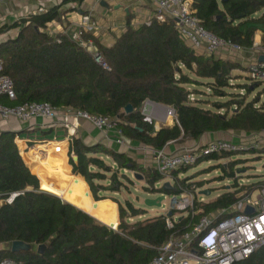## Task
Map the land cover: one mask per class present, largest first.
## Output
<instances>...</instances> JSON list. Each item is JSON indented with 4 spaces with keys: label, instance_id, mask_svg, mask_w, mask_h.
<instances>
[{
    "label": "trees",
    "instance_id": "trees-1",
    "mask_svg": "<svg viewBox=\"0 0 264 264\" xmlns=\"http://www.w3.org/2000/svg\"><path fill=\"white\" fill-rule=\"evenodd\" d=\"M85 1L63 0L44 14L29 15L0 28V37L18 31L16 38L0 44L3 74L12 79L17 99L0 98V105L14 107L48 103L57 110L118 119L116 125L126 138L152 149H164L172 142L199 140L208 133L264 131L263 94L248 100L264 82L249 76L251 83L238 87L244 94L228 93L226 90L233 87V72L247 70L250 73V69L196 53L181 38L172 20L155 18L150 26L141 25L135 29L129 16L126 32L109 49L87 34L86 39L94 40L99 46L111 71L96 63L68 36L48 33L49 24L61 21L63 6L82 5ZM191 1L201 25L218 38L246 50L253 48L258 32L263 33L264 41V0ZM189 85L208 86L215 97L227 101L214 102L212 109H205L199 105L200 101L191 103ZM146 101L172 108L177 122L156 132L154 123H147L141 113ZM129 105L134 112L126 115L124 110ZM16 138L15 133L0 134V198L4 201L0 207V263L11 259L20 264H148L158 256L159 248L171 236L189 230L192 221L188 218L181 219L173 231L167 229L164 216L133 222L135 218L146 216L147 211L135 207L130 201L122 204L104 196L129 189L133 182L125 172L143 176L147 185L144 189L150 194L178 196L181 193L178 185L194 186L195 193L203 188L200 182L179 179V175L189 168L165 178L156 171L147 173L125 154L101 145L89 147L74 138L70 165L73 173L87 182L98 202L94 203L86 185L79 181L75 186V189L79 187L78 191L74 189L71 194L52 186L49 179H42L40 186L39 179L25 164L15 143ZM237 153L228 155L231 157ZM72 155L78 160L75 161ZM23 157L29 163V158ZM230 157L214 154L199 162L222 161ZM231 164L236 166L238 163L230 162L226 167L228 170L221 167L226 177L235 180L231 187L233 191L199 205L204 215L230 210L242 198L264 188L262 179L249 187L240 185L238 176L230 170ZM167 180L172 181V189H165ZM162 182H165L163 186L157 188ZM41 187L77 205L94 218L91 212H96L105 225L59 197L42 191ZM13 195L17 197L9 204L7 200ZM108 199L119 206L117 230L106 226L118 225L115 203L103 201ZM14 242L25 243L31 249L14 253ZM40 246H46L42 255L38 254ZM238 264H264V247Z\"/></svg>",
    "mask_w": 264,
    "mask_h": 264
},
{
    "label": "built area",
    "instance_id": "built-area-1",
    "mask_svg": "<svg viewBox=\"0 0 264 264\" xmlns=\"http://www.w3.org/2000/svg\"><path fill=\"white\" fill-rule=\"evenodd\" d=\"M8 1L10 0H0V5ZM28 1L37 3L36 9L30 15H40L48 11V5L62 0ZM22 18L16 17V22ZM155 18L174 21L179 35L186 44L206 58L216 57L220 54H227L232 58L251 53L256 57V60L249 67L250 76L254 80L264 82V62H260V58L264 56L260 53L264 50L262 44L255 43L252 49L246 50L208 32L196 17L191 0H159ZM151 23L152 20L143 25L150 26ZM97 28L98 25L91 16L84 15L76 31L71 34L66 31L63 35L68 36L82 47L105 70L111 71L99 46L94 40L86 39V35L93 33ZM3 97L8 101L17 99L12 79L3 74V61L0 57V98ZM163 109L170 112L174 123L177 122V115L172 108H166L150 101L143 104L141 113L147 123L152 124L153 118L157 117L166 126V122L162 120L160 114ZM37 118L49 122L52 127L66 129L71 137L77 134L80 122L86 121L99 131L106 133L107 137L110 133L115 135L114 139L117 144L126 146L128 143L123 131L116 125L118 119L73 110H57L48 103H26L14 107L0 105V122L16 119L23 123H29ZM255 137L258 143L262 142L264 131L257 133ZM242 150L245 148H242L239 142L216 140L199 149L180 154H168L163 149H152V153L157 173L162 177L170 178L174 172L190 168L203 158ZM77 178L81 181L84 180L79 175ZM178 186L181 193L179 196H172L170 208L164 215L167 229L175 230L176 224L183 218L196 222L193 224L191 222L188 226L189 230L181 235L171 236L159 248L158 256L148 264H238L246 261L264 247V188L258 189V196L255 199H253L252 193L238 201L230 210L206 216L199 206L205 204L206 201L204 199H201L200 202L197 201L193 193L195 187ZM14 196L17 195H13L7 200L9 204L13 202ZM3 202L0 198V207ZM248 208L253 210L252 214L246 213ZM170 213H172L171 216ZM0 264L20 263L6 259Z\"/></svg>",
    "mask_w": 264,
    "mask_h": 264
},
{
    "label": "crops",
    "instance_id": "crops-1",
    "mask_svg": "<svg viewBox=\"0 0 264 264\" xmlns=\"http://www.w3.org/2000/svg\"><path fill=\"white\" fill-rule=\"evenodd\" d=\"M62 1L48 5L47 9L50 10L51 8L60 5ZM158 1L159 0H86L82 5L68 4L60 9V11L63 12L61 21H55L49 24L47 31L51 36L66 33V31L71 34L78 29L82 17L84 15H90L97 23L98 28L96 31L89 33L88 35L93 36L100 45L109 49L112 48L117 39L126 32L129 16L132 18L131 26L135 29L139 28L147 21L155 19ZM103 2L106 3L108 7L102 6ZM119 6L121 7L120 9H115V7ZM36 7V2H29L28 0H10L0 5V23L3 24L4 22L5 25L13 24L16 22V17L25 18L32 14ZM127 10L129 11L128 13L126 12ZM256 36L255 43L262 44V48L264 49L263 33L258 32ZM260 53L264 55V50ZM248 54L252 56L253 63L256 60V57L251 55V53ZM214 58L224 61L231 60V57L227 54H220ZM161 106L166 107L164 105ZM166 111L167 110L163 109L160 113L162 118H164ZM167 121L168 123L166 126H173L174 121H171V119H168ZM153 123L156 132L160 131L164 126L160 124V119L157 117L153 118ZM50 126L49 122H46L41 118H37L29 123H23L16 119L0 122V134H17L15 143L31 173L39 179L40 186H42L43 183L42 179H49L52 186L68 190L71 194L75 189L77 181H79L86 185L92 201L98 203L94 200L85 179L83 181L79 180L77 175L73 173V168L70 165V148L74 138L80 140L84 145L89 147L101 145L111 151L125 154L134 160L139 167L144 169L147 173L156 171L152 148L141 143L125 137L128 143L126 146H121L116 143L114 139L115 135L110 133L107 137L106 133L99 131L86 121L80 122L78 132L73 137H71L68 131L64 128ZM234 137L236 136H234V133L232 132L208 133L202 136L199 140L189 139L185 142L169 143L163 150L168 154H180L189 150L199 149L216 140H232L237 142L238 140H235ZM22 154L29 158V163H26V158L23 157ZM33 168L36 169V172L33 171ZM166 183H172V181L167 180ZM78 189L79 187L75 190L78 191ZM61 199L64 200L63 198ZM108 200L113 202L110 199ZM64 201L90 215L77 205L66 200ZM115 205L119 223V206L116 203ZM90 216L94 218L92 215ZM94 219L103 224L96 218ZM141 219L145 220L151 218H145L144 216Z\"/></svg>",
    "mask_w": 264,
    "mask_h": 264
},
{
    "label": "rangeland",
    "instance_id": "rangeland-1",
    "mask_svg": "<svg viewBox=\"0 0 264 264\" xmlns=\"http://www.w3.org/2000/svg\"><path fill=\"white\" fill-rule=\"evenodd\" d=\"M4 25H5L4 22L3 24L0 23V28ZM6 25H12V24H6ZM17 34L18 31L13 30L2 35L0 37V44L7 42L9 39L16 38ZM256 37H255V42H256ZM228 61L237 63L245 68H249L250 65L252 64V56L246 53L232 57L231 60ZM249 76L250 73H248L247 70L246 72L244 71L233 72L232 74L233 79L231 81V85L233 87L231 89H227L226 91L228 93L244 94L243 90L238 87H243L248 83L250 84L251 82H249L247 78ZM187 89L192 93L190 97L191 103H195V102L197 103V101H200L201 104L199 105L205 109H212V105L214 102L227 101L226 98L215 97L213 95V92L210 90V88H208V86L205 85L203 86L189 85L187 86ZM259 93L263 94L261 96V101L263 102L264 85L262 87H259L257 90H255L254 93L248 97V100L254 99ZM3 98L6 99L5 97ZM160 124L162 123L160 122ZM232 133H234V136H236L234 137V139L238 140L237 142L241 143V147L245 148V150L239 151V153L233 154L231 157L228 155L229 153L221 154L224 157H230L228 160H222V161L212 160L209 162L207 160L200 161L198 164L190 167L187 172H182L179 175L180 180H184L185 178H190L193 183L200 182L201 185H203V188L197 189L194 193L198 202H200L201 199H204L206 203H208L210 201L217 199L219 196H221L227 191H233L231 187H233L236 182L234 179H230L229 177H226L225 176L226 173L223 171V168L221 167L223 166L224 169L228 170V168L226 167H228V164L230 162L238 163L236 166L235 164H231L230 170L232 171L234 170V172L238 176V183L240 185H246L247 187H249L251 184L256 183L258 180L261 179L264 180V138H261L262 142L258 143L257 140L255 139L257 133H251V134L244 132H232ZM252 150H257L256 154L250 153V151ZM106 161L109 163L108 160ZM234 166L235 169H233ZM125 173L129 176V178L133 182V184L129 186V189L122 191L120 194H104V196L117 199L122 204H124L125 201L132 202L135 205V207L147 211L145 218L164 216L165 212H167L170 208L172 195L165 194L163 196V202L161 208H148L146 206V200L155 199L159 196V194H150L144 189L145 187H147L145 183V179L140 181L134 178V174L128 172ZM163 183L164 182L159 184L157 188L160 189L163 186ZM202 191H209L210 195L209 196L200 195ZM257 196H258V189L255 190L253 193V199H255ZM105 201H109V200H105ZM91 214H93L97 218V220H99L98 214L96 212H91ZM139 220L142 219L135 218L132 221L134 222Z\"/></svg>",
    "mask_w": 264,
    "mask_h": 264
},
{
    "label": "water",
    "instance_id": "water-1",
    "mask_svg": "<svg viewBox=\"0 0 264 264\" xmlns=\"http://www.w3.org/2000/svg\"><path fill=\"white\" fill-rule=\"evenodd\" d=\"M102 6H104V7H108V5L106 4V3H102ZM121 7L119 6V7H115V9H120ZM127 13L129 12L128 10L126 11ZM260 62H264V56H262L261 58H260ZM156 104V103H155ZM166 108H168V107H166ZM124 112H125V114L126 115H131L133 112H134V109H133V107L132 106H127L126 108H125V110H124ZM74 160L75 161H77L78 160V158L77 157H74ZM134 178L135 179H137V180H142L143 179V177L141 176V175H139V174H135L134 175ZM164 187H165V189L166 190H169V189H172V187H171V185H170V183H166L165 185H164ZM41 190L42 191H44V192H47V193H49V194H52V195H54V196H57V197H59L60 199L62 198L61 196H59V195H56V194H54V193H52V192H50V191H47V190H44L42 187H41ZM200 195H205V196H209L210 195V192L209 191H202L201 193H200ZM163 196L164 195H159L157 198H155V199H147L146 200V206L148 207V208H161L162 207V202H163ZM17 196H14L13 197V201H14V199L16 198ZM246 213L247 214H252L253 213V210L251 209V208H248L247 210H246ZM172 215V213H170V216ZM104 225V224H103ZM107 227H109L110 229H112V230H117V228H118V226H119V223H118V225L115 227L114 225H110V226H108V225H106ZM31 249V247L29 246V245H26L25 243H22V242H14L13 244H12V252H14V253H17V252H19V251H24V250H30ZM46 250V246H40L39 248H38V254L39 255H42L43 253H44V251Z\"/></svg>",
    "mask_w": 264,
    "mask_h": 264
},
{
    "label": "bare ground",
    "instance_id": "bare-ground-1",
    "mask_svg": "<svg viewBox=\"0 0 264 264\" xmlns=\"http://www.w3.org/2000/svg\"><path fill=\"white\" fill-rule=\"evenodd\" d=\"M167 115H168V118H167ZM168 119H171V121H172V116H171L170 112L167 110L165 113V116H164V118H162V120L165 121L166 123H168V121H167Z\"/></svg>",
    "mask_w": 264,
    "mask_h": 264
}]
</instances>
